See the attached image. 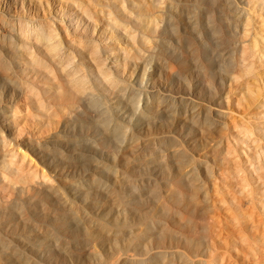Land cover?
Wrapping results in <instances>:
<instances>
[{"label":"rangeland","instance_id":"rangeland-1","mask_svg":"<svg viewBox=\"0 0 264 264\" xmlns=\"http://www.w3.org/2000/svg\"><path fill=\"white\" fill-rule=\"evenodd\" d=\"M263 2L0 0V264H264Z\"/></svg>","mask_w":264,"mask_h":264},{"label":"bare ground","instance_id":"bare-ground-1","mask_svg":"<svg viewBox=\"0 0 264 264\" xmlns=\"http://www.w3.org/2000/svg\"><path fill=\"white\" fill-rule=\"evenodd\" d=\"M13 1V0H12ZM261 2V1H260ZM2 3V2H1ZM264 3V2H263ZM1 6V5H0ZM254 6H256V5H254ZM252 7V6H251ZM240 8V7H239ZM248 9V8H247ZM9 10V9H8ZM263 10V9H262ZM237 8H236V10H235V15H237ZM249 12H250V10L248 11V12H242V13H245L244 14V16L245 17H248L250 14H249ZM252 12V11H251ZM255 12V11H254ZM257 13V12H256ZM234 14V13H233ZM232 14V15H233ZM241 14V13H240ZM0 15H1V8H0ZM243 15V14H242ZM255 15V14H254ZM16 17H20L19 15H15ZM243 16V17H244ZM235 17V16H234ZM237 17V16H236ZM260 17V16H259ZM250 21V20H249ZM24 22V21H23ZM227 22H229L228 20H227ZM225 24H226V22H224ZM220 24H221V26L223 27V22L221 21L220 22ZM22 28V27H21ZM16 29V28H15ZM224 29V28H223ZM33 30V29H32ZM32 30H30V29H26L25 28V30H20V34L22 35V36H27V35H31L33 32H32ZM34 31V30H33ZM37 33V32H36ZM20 35V36H21ZM164 38V37H163ZM37 39L38 40H46V41H51V40H53V35L52 34H47V33H39L38 32V35H37ZM158 39V38H157ZM154 41H156V40H154ZM118 42V41H117ZM236 42V41H235ZM255 42V41H254ZM257 42V41H256ZM256 42H255V44H256ZM48 43V42H47ZM230 44V43H229ZM264 44V43H263ZM254 45V44H253ZM256 45H258V44H256ZM255 45V46H256ZM234 46V45H233ZM258 47V46H257ZM96 48V47H95ZM50 49L52 50V51H54L55 53H56V51H58L59 49H60V47L57 45V44H55V43H53L52 45H51V47H50ZM61 51V50H60ZM151 51V50H150ZM260 51V50H259ZM149 52V51H148ZM258 52V51H257ZM256 54V53H255ZM126 55V54H125ZM253 55V54H252ZM62 56V55H61ZM257 56V55H256ZM259 57H257V58H259L258 59V61L259 62H264V55H258ZM251 57V56H250ZM65 58V57H64ZM102 58V57H101ZM249 58V57H248ZM148 59V58H147ZM141 60V59H140ZM139 60V61H140ZM260 60H262V61H260ZM104 61V60H103ZM248 61V60H247ZM258 61H256V62H258ZM145 62V61H144ZM154 62V61H153ZM159 62V61H158ZM254 63V62H253ZM113 64V63H112ZM153 65V64H152ZM248 65V64H247ZM256 65V64H255ZM236 66V65H235ZM153 67H155V66H152L151 68H153ZM168 67H169V69L171 70V71H173V67H172V65H171V63H169V65H168ZM150 68V67H149ZM239 68V67H238ZM70 69H72V68H70ZM242 69V68H241ZM235 70H237V69H235ZM248 70V69H247ZM71 70H69V72H70ZM74 71H75V68H74ZM256 71V70H255ZM69 72H67L68 73V75H69ZM148 72V71H147ZM169 72V71H168ZM242 72H243V70H242ZM208 73V72H207ZM70 74H72V75H70L71 77H70V83H72L73 85H74V87H75V89H76V94H80V93H83V94H90V93H92L93 91H94V88L91 86V84L93 83V82H96V86H97V88L99 87L98 86V84H97V81H99L98 80V78H97V76H95V75H91V74H81V75H76L75 74V72H70ZM99 75H100V77H102V81H107V83H115L116 82V80L114 79V77L112 76V77H110L109 76V74L107 75L106 73H104V72H101L100 73V71H99ZM209 75V74H208ZM234 75H236V74H234ZM241 75V74H240ZM247 75V74H246ZM150 76V75H149ZM151 77V76H150ZM146 78V77H145ZM58 79V78H57ZM144 79V78H143ZM134 80V79H133ZM151 80V82H149V80H146L145 81V79L144 80H141L140 81V85L139 86H141V88L143 87L144 89H146V90H144V91H146V94H145V97H146V103H145V106H143L142 108H139V109H136V110H138V112L140 111L141 112V114H142V116H144V117H147L148 116V114H150V113H152L151 112V105L154 103V101H155V95H156V88H155V83H153L152 81H153V77L150 79ZM238 80V79H237ZM57 82H58V80H57ZM68 82V81H67ZM133 83V82H132ZM211 83V82H210ZM69 84V83H68ZM208 84V83H207ZM94 85V84H93ZM133 86V85H132ZM157 86V85H156ZM57 87L59 88V89H61V85H60V83L57 85ZM134 87V86H133ZM73 88V87H72ZM37 89V88H36ZM33 90V89H32ZM184 91V90H183ZM212 91V90H211ZM218 93V92H217ZM191 96V95H190ZM176 97V96H175ZM183 97V96H182ZM211 97V96H210ZM35 98V97H34ZM46 98V97H45ZM177 98V97H176ZM178 98H180V97H178ZM184 98V97H183ZM57 99V98H56ZM55 100V99H54ZM140 100V99H139ZM184 100V99H183ZM214 100V99H213ZM184 102V101H183ZM213 102V101H212ZM77 102H74L73 104L75 105ZM115 105L117 104V103H114ZM113 103L112 104H110V105H108L107 107H108V109H115V111H116V113H121V111H123V108L121 107V106H118V107H116L115 105H114ZM155 104V103H154ZM44 105V104H43ZM51 105V104H50ZM87 105V104H86ZM111 105H113V106H111ZM56 106V105H55ZM140 106V105H139ZM12 107V106H11ZM72 107H74V106H71L69 109H70V111H73L72 109ZM131 107V106H130ZM211 107V106H210ZM72 108V109H71ZM75 108V107H74ZM212 108H214V107H212ZM4 109V108H3ZM14 109V108H13ZM26 109V108H25ZM2 110V109H1ZM15 110V109H14ZM52 111V110H51ZM3 112V111H2ZM5 112V111H4ZM17 112V111H16ZM29 112V111H28ZM140 112H139V114H140ZM27 113V112H26ZM2 114V113H1ZM133 114V113H132ZM215 115V114H214ZM219 115V114H218ZM1 116V115H0ZM14 116L16 117V114H14ZM25 116H27V115H25ZM135 116V115H134ZM132 117V116H126V118H127V121H128V125H125L124 123H117V125L115 126V128H120V127H125V128H129L130 126H132V125H134L133 123L135 122L136 124L137 123H139L138 121H136V118L135 117ZM141 116V117H142ZM220 116V115H219ZM20 117V116H19ZM151 117V116H150ZM20 120V119H19ZM155 120V119H154ZM212 120V119H211ZM21 121V120H20ZM123 121H125V120H123ZM18 124V123H17ZM17 124H15V125H17ZM19 124H20V122H19ZM137 126V125H136ZM20 127V126H19ZM18 127V128H19ZM153 128V127H152ZM234 128V127H233ZM237 128V127H236ZM21 129V128H20ZM4 130V129H3ZM131 130V129H130ZM129 130V131H130ZM250 131V130H249ZM2 129L0 128V133L2 134ZM169 133V132H168ZM153 134V133H152ZM249 135V134H248ZM250 136V135H249ZM1 137V140H0V142H1V145L4 147L3 149V152H5V150H6V152L10 155V156H7V157H12V159H14L15 161L16 160H18L19 158L20 159H22V161H21V163L20 164H22V162H26V163H30V165L31 164H35L34 163V161H33V157H29V155H30V153L28 152L27 153V150H25V152L24 151H22L21 149V151L19 150V148L18 149H14V146H11V142L9 143V139H6V136L5 137H3L2 135L0 136ZM226 138V137H225ZM8 140V141H7ZM143 140H144V138H143ZM225 140V139H224ZM21 141H23V140H21ZM229 141V140H228ZM252 141V140H251ZM29 142H31V141H29ZM142 142V141H141ZM202 142V141H201ZM231 141H229V143H230ZM25 143V142H24ZM124 143V142H123ZM15 144V143H14ZM13 144V145H14ZM20 144V143H19ZM0 145V146H1ZM17 147H19V146H17ZM233 147V146H232ZM51 148V147H50ZM230 148V147H229ZM260 149V148H259ZM23 150H24V148H23ZM151 150V149H150ZM221 150V149H220ZM219 150V151H220ZM254 150V149H253ZM234 152V151H233ZM237 152H238V150H237ZM108 154V153H107ZM256 154H257V152H256ZM7 155V154H6ZM111 155V154H110ZM114 156V155H113ZM234 156V155H233ZM19 161V160H18ZM259 163V162H258ZM19 164V165H20ZM5 165V164H4ZM7 166V165H6ZM10 166V165H9ZM12 166V165H11ZM22 166V165H21ZM32 166H34V165H32ZM2 167V166H1ZM8 167V166H7ZM241 167V166H240ZM254 167H255V165H254ZM258 168V167H257ZM16 169V168H15ZM20 170L21 168L20 167H18L17 168V170ZM39 170V169H38ZM228 170V169H227ZM150 171V170H149ZM2 172V171H1ZM25 172V171H24ZM40 172V171H39ZM41 173V175H42V177H43V180H46V179H48V177H47V175H46V173H44V171H41L40 172ZM20 174H21V172H20ZM24 174V173H23ZM28 174V173H27ZM22 175V174H21ZM20 175V176H21ZM254 175V174H253ZM29 177V176H28ZM38 177V176H37ZM15 178V177H14ZM39 178V177H38ZM40 179V178H39ZM216 179V178H215ZM24 182H26V181H24ZM23 183V182H22ZM45 183V182H44ZM248 183V182H247ZM244 184V183H243ZM239 185V184H238ZM24 187V186H23ZM25 187H27V185L25 186ZM219 187V186H218ZM22 188V187H21ZM263 191V190H262ZM24 192V191H23ZM219 194V193H218ZM240 194V193H239ZM3 198V197H2ZM224 202V201H223ZM211 203V202H210ZM9 205V204H8ZM7 207V206H6ZM219 217V216H218ZM191 225V224H190ZM205 230V229H204ZM213 230V229H212ZM208 232H209V230H208ZM206 234V233H205ZM209 243V242H208ZM211 243V242H210ZM209 243V244H210ZM208 244V245H209ZM251 244V243H250ZM208 247V246H207ZM219 247V246H218ZM215 248V247H214ZM210 249V248H209ZM253 251V250H252ZM243 252V251H242ZM250 252V251H249ZM256 252V251H255ZM237 253V252H236ZM214 256V255H213ZM243 256V255H242ZM26 260V259H25ZM257 260V259H256ZM263 261V260H262ZM230 264V263H229ZM259 264V263H258Z\"/></svg>","mask_w":264,"mask_h":264}]
</instances>
